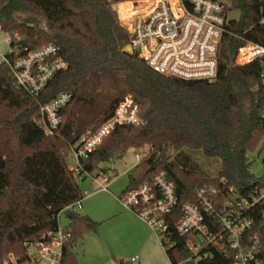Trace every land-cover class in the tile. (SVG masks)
I'll use <instances>...</instances> for the list:
<instances>
[{
  "label": "trees",
  "instance_id": "trees-1",
  "mask_svg": "<svg viewBox=\"0 0 264 264\" xmlns=\"http://www.w3.org/2000/svg\"><path fill=\"white\" fill-rule=\"evenodd\" d=\"M117 3L0 0L4 33H18L30 49L54 45L67 63L37 100L17 87L8 67L0 64V109L5 108L8 115L0 122V264L9 255L17 264H28V245L45 242L48 234H55L62 212L69 238L58 264H77L74 248L86 233H97L99 223L65 210L84 197L67 158L79 137L109 120L127 96L139 104L144 124L113 130L81 162L84 173L93 175L101 164L123 158L129 150L147 148L128 174L120 196L162 174L174 186L177 199L172 225L181 218L186 203H195L199 189H215L222 201L232 200L234 195L248 198L264 190L263 180L250 172L247 157L264 139L261 62L244 66L232 63L244 42L264 45V24L260 23L264 20V0H228L226 12H236L238 18L228 23L223 53L227 64L220 62L213 83L166 78L136 55L122 53L121 47L129 40L113 9ZM61 93H69L71 100L61 112L60 127L47 136L35 123L38 108ZM189 151L217 160V172L209 174ZM263 212L264 206L254 210L256 223L251 234L260 240V259L264 262ZM185 240L176 237L177 247L164 250L169 263L189 256ZM234 263V253L224 251L208 255L198 264Z\"/></svg>",
  "mask_w": 264,
  "mask_h": 264
},
{
  "label": "built area",
  "instance_id": "built-area-1",
  "mask_svg": "<svg viewBox=\"0 0 264 264\" xmlns=\"http://www.w3.org/2000/svg\"><path fill=\"white\" fill-rule=\"evenodd\" d=\"M130 4L136 11L126 25L119 24L127 33L128 44L138 59L166 78L216 81L226 48L224 39L229 34L230 19L225 5L217 0H134ZM260 23L264 24V20ZM0 33L5 34L3 44L7 48L6 52L0 50V64L8 67L17 87L37 100L52 78L67 68V63L54 45L30 49L18 33H4L1 26ZM257 61L261 62L260 79L264 84V45L244 42L232 59L237 66ZM70 100L69 93H61L50 102L40 104L36 126L47 136L54 135L61 125V112ZM143 124L139 104L131 96L125 97L109 120L94 132L81 135L70 148V157L75 163L70 170L79 180H84L90 175L84 173L81 162L113 130ZM102 181L106 183L108 179ZM195 195V203H186L181 218L173 225L177 202L175 189L162 174L154 175L150 182L119 196L118 202L152 230L164 250L177 247L176 237L186 238L184 248L189 256L174 264H198L208 255L217 256L224 251L234 253V264H264L260 259V240L251 234L256 223L253 212L264 206V190L248 198L234 195L236 199L224 201L213 188L199 189ZM80 203L77 201L65 210L78 213ZM260 220L264 224V212ZM68 238L69 234L58 228L55 234H48L47 241L28 245V264H58L62 246ZM210 249L214 252H205Z\"/></svg>",
  "mask_w": 264,
  "mask_h": 264
},
{
  "label": "rangeland",
  "instance_id": "rangeland-1",
  "mask_svg": "<svg viewBox=\"0 0 264 264\" xmlns=\"http://www.w3.org/2000/svg\"><path fill=\"white\" fill-rule=\"evenodd\" d=\"M131 1L134 0H118V3L113 5L121 25H126L127 19L132 16L133 11H136L131 8ZM217 1L223 5L228 4V0ZM228 18L236 20L238 13H228ZM4 39L5 34L0 33V50L2 52L7 50L3 44ZM6 118H8L7 110L1 108L0 122ZM146 152L147 148L129 150L123 158L101 164L93 175L84 180H78L82 193L87 192L80 203L81 210L78 213L88 215L93 221L99 223V227L97 233H86L82 242L74 248L77 264H170L163 247L152 230L142 223L133 212L122 208L117 199L127 186L128 174L135 169ZM189 154L209 174L214 175L217 172L219 167L217 160L206 159L198 151H189ZM247 157L251 163L250 172L252 175L264 182V139L257 150L248 153ZM67 165L69 169L75 165L70 155L67 158ZM102 170L105 171V174ZM105 178H110V182L104 184L102 179ZM106 186L108 191H103L102 188ZM111 193L115 196H111ZM127 214H130L135 221L127 217ZM58 224L60 229L67 226L65 212L60 213ZM140 247L143 248V255L137 254V249ZM136 257L140 261L137 260L133 263L132 258ZM15 261L16 259L9 255L3 264H15ZM40 264L52 263L41 262Z\"/></svg>",
  "mask_w": 264,
  "mask_h": 264
},
{
  "label": "water",
  "instance_id": "water-1",
  "mask_svg": "<svg viewBox=\"0 0 264 264\" xmlns=\"http://www.w3.org/2000/svg\"><path fill=\"white\" fill-rule=\"evenodd\" d=\"M121 52H122V53H125V54H127V55H130V56H133V55H134V54H133V51H132V48H131V46H130L128 43H127V44H124V45L121 47ZM222 62L227 64V60L224 59V58H222ZM150 171H151V170H150ZM236 198H237V196L234 197V199H236Z\"/></svg>",
  "mask_w": 264,
  "mask_h": 264
},
{
  "label": "crops",
  "instance_id": "crops-1",
  "mask_svg": "<svg viewBox=\"0 0 264 264\" xmlns=\"http://www.w3.org/2000/svg\"><path fill=\"white\" fill-rule=\"evenodd\" d=\"M110 178H111V177H110ZM110 178H108V181H107L106 183H104V184L109 183V182H110V181H109ZM98 179H99V178H98ZM102 182H103V181H102ZM103 188H106V190H103ZM103 188H102L103 191H108L107 186H106V187H103ZM108 195H109V194H108ZM111 196L114 197L115 195H113V194L111 193ZM117 199H118V198H117ZM87 216H88V215H87ZM127 217H129L130 219H132V221H135L134 218H133L130 214H127ZM109 218H111V217H109ZM92 220H93V219H92ZM82 240H83V239H82ZM81 242H82V241H81ZM142 249H143V248H142ZM142 249H141V247H140V249H137V254H141V255H143L144 252H143ZM132 259H133V258H132ZM137 260L140 261L139 258H137L135 261H132V262L135 263V262H137Z\"/></svg>",
  "mask_w": 264,
  "mask_h": 264
}]
</instances>
